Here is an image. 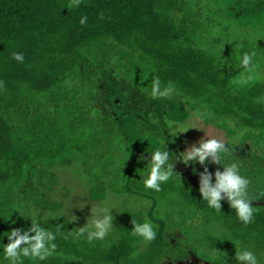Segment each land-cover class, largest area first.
<instances>
[{
    "label": "trees",
    "instance_id": "1",
    "mask_svg": "<svg viewBox=\"0 0 264 264\" xmlns=\"http://www.w3.org/2000/svg\"><path fill=\"white\" fill-rule=\"evenodd\" d=\"M81 16L87 17L84 24L79 23ZM225 18L232 24L210 25ZM260 22H264V0H80L79 6L70 0H0V235L12 228L27 229L35 219L56 236L52 256L44 261L21 258L16 264H166L161 261L162 248L170 243L168 233H177V228L185 233L182 240L192 243L205 259L214 254V262L227 264L235 260V249L247 247L257 263L264 264V202H249L253 220L248 225L237 220L226 200L220 201V210L209 208L174 166L182 128L171 119L161 125L142 123L145 133L169 141V158L174 157L173 173L160 191L144 188L149 155L132 143L105 107L101 87L108 81L100 72L106 57L111 80L130 107L149 102L153 112L160 102L185 103L205 120L208 115L236 119V126L259 131V142L264 144V107L251 106L264 94V34L253 29ZM117 38L136 43L141 55L136 58L105 47ZM13 52L22 53L23 61L13 60ZM244 52L253 55L254 66L247 70L238 62ZM242 75L251 79L239 84ZM155 80L162 89L168 85L175 89L170 98L151 97ZM71 119L78 120L72 126L77 125L80 134L88 133L89 142L106 144L108 156L103 159L94 149L77 153L82 148L70 131ZM173 132L178 139L171 141ZM64 152L87 169L91 166L94 176L98 168L101 187L90 178L91 190L101 195L106 189L118 194L135 191L167 205L156 212L166 221L164 234L157 237L159 224L135 205L114 219L110 235L92 242L76 235L82 226L62 216L34 218L19 207L12 209L10 202L18 193L34 192L33 178L40 167L65 161L60 158ZM251 159L242 161L227 153L221 160L238 165L249 181L248 194L251 186L260 187L256 172H264V165L259 168L264 156ZM213 164L222 171L220 164ZM246 166L252 177L245 173ZM47 175L55 179L52 172ZM144 222L154 226L152 241L131 235L133 223ZM6 243L7 237H0V250ZM0 264L10 262L0 255Z\"/></svg>",
    "mask_w": 264,
    "mask_h": 264
},
{
    "label": "rangeland",
    "instance_id": "2",
    "mask_svg": "<svg viewBox=\"0 0 264 264\" xmlns=\"http://www.w3.org/2000/svg\"><path fill=\"white\" fill-rule=\"evenodd\" d=\"M204 13L206 16L210 13L213 15L212 11H204ZM202 15L203 13H200V16ZM205 17L203 20H206ZM216 21L217 20H212L210 25L218 27L219 24L223 25L227 22L232 24L231 20H227L226 18L224 20L220 19L218 22ZM233 23L238 24L236 22ZM259 24L260 27L257 26L253 28L254 33L260 31L264 34V22H260ZM113 41L114 43L108 42L105 45L110 51L112 48L116 47L118 51L125 52L129 55L132 54V56L136 58L141 55V51L136 43H129L122 38H117ZM105 58L106 57H103L102 59V71H100L102 77H105V80L108 81L107 84L103 82L102 84H105V86L101 87L102 91L106 93L103 98L105 107L115 114L120 127L123 129V133L128 135L133 144L138 145L140 149H144L148 155L150 151L164 147L170 153L171 148L169 147L170 143L168 140L161 142L145 133L142 130V123L151 122L161 125L159 123H162L163 120L171 119L178 125H181L182 138L180 136L181 140L175 147L178 151L176 152L177 161H175L174 166L189 178L193 188L196 190L199 188V174L203 172L205 168H207L209 174L219 170L212 162L206 161L204 165L198 162H189L185 164L179 158L181 152L186 148H190L193 144H197L201 139L217 138L225 141V146H230L228 154L231 153L242 161H252L251 156L253 155L257 158L264 156V144L263 142H259V137L262 138L259 131L247 129L243 126H236V119H214L215 117L208 115L210 117L209 120H205L199 114L194 113L190 105L183 103V106H179L176 102L168 101L160 102L155 105L153 112L150 110L149 102L145 104L137 102L138 104H134L130 107L128 98L123 95L118 84L111 80L112 69L108 58ZM120 73L122 76L124 75L123 72ZM229 95L234 97L233 93L229 92ZM251 106L264 107V94L252 102ZM76 121L78 120H70V127L72 128L70 131H72L75 138L80 141L79 145L82 150H76L77 153L85 155L89 150L93 151L92 149H94L99 154L103 155V159L108 156V154H106L109 151L107 145H104L102 141L99 145L89 142L90 138L88 137V133L85 132L84 134H80L78 127H76L77 125L74 127L72 126V123ZM184 128L185 130H183ZM173 136L171 141L173 139H178L176 132H173ZM120 147L123 148V146ZM61 157H64L65 161L54 160L52 164L48 166L44 164L40 167L39 172L33 178V186H35L34 192L29 195L18 193L16 198L18 203L13 200L10 202L12 209L16 210L19 207L20 210L34 218L59 215L83 227L86 222H90L92 218L90 217V213L94 212L96 208L108 207L111 208L109 214L111 215L112 225L105 235L107 236L113 232L114 219L122 212L130 210L135 205L136 207L147 210V217L159 224L160 229L157 237L164 234L163 228L166 221L161 215H158V218L156 212H158V209H165L167 205H162L160 202H157V197L129 190L118 194L115 190L111 189H106L105 193L101 195L98 193V190L96 192L90 189V183L88 181L91 178V180L95 182L96 187H101V183L98 179V168L93 172L96 174V176H94L90 172V168L92 167L90 166L87 169L86 165L80 159L77 163V160L66 152H64L60 158ZM263 165L264 164L259 168ZM48 172L54 174V180L47 175ZM245 173L249 175V177H252L250 168L247 166L245 168ZM256 175L261 182L260 187L254 188L251 186L249 188L248 198L252 202L263 203L264 197H262L260 193L264 191V172L258 171ZM212 181L214 182V176H212ZM36 193L40 194L39 197H42V200L39 199L38 201L36 199ZM175 231L178 232L175 234L168 233L167 235L170 243L162 248V262L164 261L166 264H219L212 259V257L215 256L214 254H211L212 257L210 259H205L196 253V248L193 247L192 243L183 241L182 239L185 237V233L181 228H177ZM180 236L181 238H179ZM259 263L263 264L262 262ZM227 264H236V261L230 260ZM241 264H243V262H241Z\"/></svg>",
    "mask_w": 264,
    "mask_h": 264
},
{
    "label": "clouds",
    "instance_id": "3",
    "mask_svg": "<svg viewBox=\"0 0 264 264\" xmlns=\"http://www.w3.org/2000/svg\"><path fill=\"white\" fill-rule=\"evenodd\" d=\"M73 6H79L80 0H70ZM86 16H81L80 24H84ZM13 60L23 61V55L19 52L11 53ZM239 65L243 69L254 66L253 55L250 52H244L238 58ZM251 79L250 75L243 76L237 81L239 84H245ZM175 89L168 85L163 89L160 87L159 80L153 81L150 95L153 99L170 98ZM205 135V134H204ZM229 145V144H228ZM230 151V146H225V141L217 138L201 139L197 144L186 148L180 153L179 158L185 163L198 162L204 165L206 161L218 163L222 171L217 170L209 174L207 168L199 174V188L201 199L207 206L214 210H220V201L226 200L229 207L234 210L238 221L248 225L253 220V209L250 206L248 198V184L246 177L240 174L238 165L235 162L222 164L221 160ZM169 158V152L164 148H156L149 152L147 158L148 174L143 178L145 189H151L155 192L160 191V185L166 182L172 175V160ZM214 176V182L212 181ZM264 197V192L260 193ZM108 207H98L90 213L91 220L78 229L76 235L83 236L87 242L94 240H103L106 233L112 225L111 215ZM131 235L139 237L143 241H152L156 233L154 226L150 222L133 223ZM31 233V235H29ZM6 236L7 243L3 244L0 255L10 264H16L21 258H30L44 261L53 255L56 245L53 241L56 236L52 231L41 227L37 220L31 222L27 229L12 228L0 237ZM236 264H257L256 256L247 247L241 248L234 252Z\"/></svg>",
    "mask_w": 264,
    "mask_h": 264
}]
</instances>
